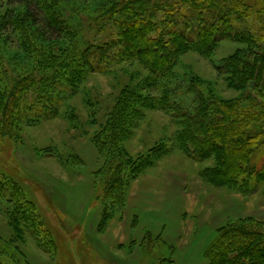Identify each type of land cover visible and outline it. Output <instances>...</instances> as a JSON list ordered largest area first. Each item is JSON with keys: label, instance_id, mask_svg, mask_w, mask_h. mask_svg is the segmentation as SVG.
I'll return each instance as SVG.
<instances>
[{"label": "rangeland", "instance_id": "374dc122", "mask_svg": "<svg viewBox=\"0 0 264 264\" xmlns=\"http://www.w3.org/2000/svg\"><path fill=\"white\" fill-rule=\"evenodd\" d=\"M40 1L54 4L52 11L68 21L76 38L70 40L73 33L66 27L57 34L46 24L22 22L36 0H0V96L6 97L11 77H31L44 93L37 91L38 99L57 102L54 119L15 120L19 136L1 149L0 175L12 173L33 195L35 206L15 209L0 197V264H209L208 247L219 228L234 220L264 223V183L213 179L217 157L196 161L185 150L184 121L165 104L170 94L143 90L151 77L139 63L105 69L108 64L95 54L87 59L94 71L78 64L73 50L117 37L114 25H98L103 0ZM227 27L229 32L231 25ZM42 36L60 48L57 58L66 67L41 68L46 56L36 50ZM168 36L198 39L177 28ZM158 42L157 36L154 47ZM243 49L222 41L211 59L190 51L175 73L196 76L221 98L237 100L241 92L229 86L225 78L230 75L219 74L215 65ZM43 76L52 77L55 92L42 90ZM187 87L180 83L177 91L191 96ZM141 97L160 100L167 110L143 108ZM2 102L0 97V118ZM113 175L119 187L116 196L105 199L101 192Z\"/></svg>", "mask_w": 264, "mask_h": 264}, {"label": "trees", "instance_id": "16d2710c", "mask_svg": "<svg viewBox=\"0 0 264 264\" xmlns=\"http://www.w3.org/2000/svg\"><path fill=\"white\" fill-rule=\"evenodd\" d=\"M36 2L31 16L23 13L22 22L31 19L32 25L46 24L57 34L65 27L72 32L68 21L59 12L52 11L54 4L40 0ZM58 4L57 1V8ZM93 10L91 7V12L96 11L94 14L100 10V28L114 25L118 34L110 42L87 45L77 52L73 50L72 55L75 53L78 57V64L84 68L91 67L94 71L97 68L87 59L93 58L95 54L108 64L104 65L105 69L112 64L139 63L151 77L146 86H142L143 90L153 87L152 90L170 94L172 99L167 100L166 97L165 104L177 113L174 112L175 118L184 121V132L180 134L183 135L185 150L190 151L196 161L217 157L219 167L210 171L213 179L223 180L227 184H263L264 0H103L99 9ZM228 24L231 25L230 33L227 31ZM174 28L188 36L196 33L198 39L186 42L170 38L168 33ZM72 33L70 40L74 42L76 36ZM157 36L159 42L154 47L152 43ZM62 37L57 36L60 39ZM40 39L43 44L40 45V51L36 52L46 56L41 60V68L48 70L56 65L59 68L60 65L61 68L66 67L64 60L57 58L60 48L56 43L44 39V36ZM222 41L245 46V49L237 50L215 65L219 74L230 75L225 78L229 86L241 92L237 100L221 98L211 85L202 84L196 76L187 79L175 73L176 66L186 53L193 51L205 59H211ZM112 49L122 54H113ZM110 52L112 54H107ZM51 78L43 76L40 78L42 83H39L42 90L47 88L52 93L57 87L52 84ZM180 83L188 86L187 93H191V96L177 91ZM8 85L6 97L0 96L3 100L0 158L4 154L1 150L3 145L7 147L19 136L20 127L15 126V120L20 123L21 120L27 122L28 119L34 121L56 117L57 102L51 97L38 99L37 91L44 93L31 77H11ZM125 92L131 93L128 89ZM141 99L143 108L167 110L160 100L150 97ZM40 110L43 113L37 114ZM117 157V167H120L121 157ZM11 174L0 175L4 176L0 179V197H6L15 209L20 210L31 204L35 206L33 195ZM118 182L115 175L106 178V186L101 192L105 199L109 195L116 196L114 192L119 187ZM218 232L219 236L208 247L209 264H264V223L234 220L219 228Z\"/></svg>", "mask_w": 264, "mask_h": 264}]
</instances>
